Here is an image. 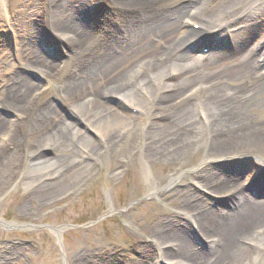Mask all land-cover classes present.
Returning a JSON list of instances; mask_svg holds the SVG:
<instances>
[{
  "label": "bare ground",
  "instance_id": "obj_1",
  "mask_svg": "<svg viewBox=\"0 0 264 264\" xmlns=\"http://www.w3.org/2000/svg\"><path fill=\"white\" fill-rule=\"evenodd\" d=\"M102 2L141 16L127 28L115 25L94 33L83 27L81 18L87 0H63L41 21H49L47 29L20 34L21 64L47 79L55 99L45 101L49 91H41L37 82L20 72L0 77V107L18 116L13 122L0 115V190L7 166L13 164L4 142L14 139L21 126L27 125L23 138L29 146V164L36 169L26 181L35 200H50L92 180L94 166L103 156L112 163L111 171L119 163L131 165L134 171L140 154L145 162L167 170L156 187L164 185L182 196L181 201L170 203L195 223L209 244L207 250L198 249L180 223L155 224L147 235L165 264H264V254L259 253L264 241L258 240L264 232V200L230 193L244 187L241 176L219 175L213 168L215 162L248 155L258 166L247 179L264 170V127L251 125L247 108L242 107L264 102V62L259 60L258 48H247L257 36L264 44V0ZM202 18L205 24L200 23ZM216 19L221 22L210 26ZM194 24L201 27L196 29ZM197 40L211 44L214 52L205 58L183 51ZM41 41L53 46L47 57L26 53L29 44ZM62 41L69 48L58 47ZM107 97L139 114L119 110ZM61 109L93 129L101 146ZM49 149L51 158L45 154ZM195 151L205 159L193 183L219 197L223 207L191 195L189 187L178 188L185 174L182 167ZM119 154L129 159L117 160ZM120 175L114 172L110 178ZM134 180L138 182L136 174ZM106 249V245L95 246V250ZM87 261L81 256L72 262Z\"/></svg>",
  "mask_w": 264,
  "mask_h": 264
},
{
  "label": "rangeland",
  "instance_id": "obj_2",
  "mask_svg": "<svg viewBox=\"0 0 264 264\" xmlns=\"http://www.w3.org/2000/svg\"><path fill=\"white\" fill-rule=\"evenodd\" d=\"M62 1L0 0V67H4V73H1L0 77H8L14 72L24 74L29 80L37 82L41 91H49L45 101L55 99L53 92L47 86L45 77L21 64L18 57L19 36L26 30L47 29L50 26L49 21L47 24L41 21L48 18L46 12H51L49 9H54L57 3ZM87 2L88 6L82 8L85 10L82 11L84 14L81 15V12L75 15H81L82 21L85 22L83 27L93 30L94 33H101L115 25L127 28L141 16L135 10H114L102 0ZM220 22V19H216L209 25L214 27ZM200 23L206 22L202 18ZM193 26L201 27L200 24ZM229 35L234 38L232 32H229ZM40 43L29 44L26 53L47 57L53 46L49 42ZM195 43L183 48V51L205 58L214 52L212 45L207 42L200 43L197 40ZM224 44L227 46L229 42ZM60 45L68 47L65 41L58 44V47ZM263 47V40L259 36L253 37L247 43L249 49L258 48L261 62H264ZM62 62L57 61L60 65ZM262 71L264 73V65ZM105 100L130 115L139 114L137 109L119 105L114 97H107ZM242 107L247 108L251 125L264 127V102L251 108L246 104ZM61 111L76 128L81 129L95 144L101 146L100 136L93 129L71 117L67 110ZM0 115L6 120L18 121L14 111L3 107H0ZM25 126H21L22 129L15 134L14 139L4 142L6 153L11 154L9 161L13 164L7 166L4 188L0 190V264H78L72 261L81 256L89 262L79 264H165V261L159 258L157 247L147 235L155 224L158 226L164 221L180 223L188 228L190 238L198 249L209 248L208 241L199 234L195 223L190 222L189 218L170 203L172 199L181 201L182 196L170 193L171 189L164 185L156 187V183L168 174L167 170L163 169V166L145 162L140 154L136 155L133 164L135 173L130 170L131 165L125 163L115 165L111 171L112 163L103 156L100 163L94 166L92 180H84L83 183L50 200H35L26 183L36 169L29 164V146L27 138H23ZM49 152L51 153L50 149L45 154L51 158ZM116 159L125 161L129 158L125 154H119ZM204 159L201 151H195L187 159L182 167L185 174L180 179L178 188L189 187L191 195L204 197L208 202L223 207L222 203H218L219 197L193 183L194 173L198 171ZM89 160L86 158V161ZM257 166L258 163L254 162L251 156L241 155L236 159L215 162L213 168L219 175L241 176L244 187L233 188L230 193L242 198L248 195L256 201H263L264 170L259 172L255 179H247L256 172ZM114 172H121L118 179L110 178ZM135 174L138 182L134 180ZM263 235L264 232L258 238L261 242L264 241ZM132 242L137 243L131 244ZM97 245H106L108 249L95 250ZM259 253L264 254V249L259 250ZM91 258L94 260L90 262Z\"/></svg>",
  "mask_w": 264,
  "mask_h": 264
}]
</instances>
